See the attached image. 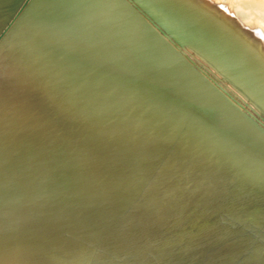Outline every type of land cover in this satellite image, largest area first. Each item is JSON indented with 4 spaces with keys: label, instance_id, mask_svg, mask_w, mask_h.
<instances>
[{
    "label": "bare ground",
    "instance_id": "bare-ground-1",
    "mask_svg": "<svg viewBox=\"0 0 264 264\" xmlns=\"http://www.w3.org/2000/svg\"><path fill=\"white\" fill-rule=\"evenodd\" d=\"M87 187L124 213L107 245L264 264V0H0V264H69L21 232L57 200L99 210Z\"/></svg>",
    "mask_w": 264,
    "mask_h": 264
},
{
    "label": "rangeland",
    "instance_id": "rangeland-1",
    "mask_svg": "<svg viewBox=\"0 0 264 264\" xmlns=\"http://www.w3.org/2000/svg\"><path fill=\"white\" fill-rule=\"evenodd\" d=\"M19 13H20V11L17 10V13H15V14L19 15ZM21 28H22V24H21L20 27H18V30H21ZM40 44H43V42H41ZM104 96L106 97V95H104ZM107 97H108V95H107ZM132 98L135 99V101H139V102L141 101L142 102V100L140 98H138V96H132ZM133 105L134 106H131V107H135V103H133ZM136 106H137V104H136ZM117 108L116 107H111L107 112L112 115V113H115L116 111H117L116 112L117 114L120 113V111H122V112H126L125 115H124L125 117H126V115H131L132 117L128 116L126 118L127 119H131V118L134 119L133 121H135V122L133 123V126H132L133 128H134V125L136 123L138 124V121H137L138 119L136 118V115L138 117H141L143 115L142 111L139 112L138 114H136V112L133 111V110H135V108L127 109L126 106H123L121 108L119 107L118 109ZM124 108H126V109L124 110ZM118 110H119V112H118ZM129 111L132 112L133 115L129 114ZM126 118H124L122 120H126ZM135 119H137V120H135ZM137 124H136L135 127L138 126ZM152 133L153 132L151 131L150 134H152ZM74 135H75L76 139H79L78 141H81V143L83 142L82 141L83 139L78 138L76 136V134H74ZM74 135L72 133V135L70 137L72 139H67L70 142H72V143H70L69 141L66 142L65 147L68 145L66 147V148H68L67 151L64 148H62L64 151H62V149L60 150L62 152V154H64V155L61 154V156H60V158H62V161L68 160L69 158H70L69 159L70 161L76 160L77 157H80L82 155V151L80 153V150L84 149L85 147L83 145H81V143H79L77 140L75 141ZM73 138H74V141H75L74 143L76 145L73 143ZM161 139L165 140V138H161ZM77 143H79L78 146L80 148L77 147ZM73 145H75L77 148L75 146H73ZM81 146H83V148ZM69 147H70V150L74 151V152H71L69 150ZM72 148H74L75 150L72 149ZM67 154H69V155L72 154V156L70 155V157H68L69 155H67ZM73 155H74V158H73ZM75 156H77V157L75 158ZM64 162L66 163L67 161H64ZM69 162H67L66 164H68ZM71 186L72 185H68L65 188L69 189ZM253 188H255V187H253ZM253 188H251V189H253ZM87 189H88L89 193L92 192L91 195L99 193L97 190L93 192V190H90L89 187H87ZM88 192L86 191L85 194H88ZM93 196H94L96 204H99L98 203L99 201L101 202V206H100L101 208L99 210L98 209L93 210L90 214L84 213V212L88 211L87 209L90 207V205L82 206L83 202L80 201V200H82L83 198H80L78 201H75L76 203L73 202L71 204L66 203V202L63 203L62 200H57L56 203H54V208H52L54 211L53 210L46 211V207L44 206L43 211L40 212L41 214H44V216L43 217L39 216V217L33 218L34 221H32V222L30 221L28 223V225H26V226H24L22 228V232H21V234H22L21 235L22 236V238H21L22 245L25 248L29 249L30 247L33 246L32 242H34L36 240V242H35L36 244H34V246H36V252H37V254L40 253L39 254L40 256L45 257V256L49 255L51 253V251H58L60 253L61 252L65 253V254L67 253L66 254L67 257L71 258L74 261H79V262H81V261L83 262L84 261L85 262V263L83 262L84 264H87L89 262V260H91V258H93V260L97 261L99 264H109V262H111V261L114 264H126V263L127 264H132V263H134V264H141V263H143V264H158V262H159V264H176L177 263V262L173 261L174 259L173 260L171 259V258H173L172 256L167 257V258H163V259L153 258L151 256V254L147 256V254H149V253H148L147 250H145V247L143 246L145 244V242L137 243L138 245L137 244H135V245L134 244H125L124 245V244H121L118 241H116V242H113L111 245H107V243H108V242L106 243L107 231L110 229V227L112 226L113 222H115L116 219H118L119 217L123 216L124 213L119 214V211L118 212H115V211L113 212L112 211L111 208H112V205H114V203H112L111 197L108 200H105V199L102 198L103 199V201H102V200H100L99 197L96 200L95 195H93ZM57 204H58V207H57ZM60 204H62V205H60ZM68 204H69V207H68ZM62 208H64V210H62ZM70 208H71V210H70ZM68 209H69V211H67ZM70 211H72V212L70 213ZM74 212L76 214H78V215H75ZM62 213H64V214H62ZM73 213H74V215H73ZM39 218H41V219L43 218V219L41 220ZM48 220H50V221H48ZM66 220H67V222H66ZM43 225H45V226H43ZM30 231L33 232V234H30L31 233ZM155 231H156V228L150 230V232L147 235H149V234L153 235V233H155ZM66 234H68V235H66ZM15 245L16 244L14 242H6L5 244L3 242L0 243V250H1V252H0V260L3 257H5V256L11 257L14 252L18 251V250L15 249ZM97 245H99V247ZM95 246H97L98 248L95 247ZM88 248H90V249H88ZM93 248H94V250H93ZM88 251H89V253H88ZM101 252H103V253H101ZM129 252L131 254H129ZM201 252H198L197 255H195L193 257V259H195V257H196V259H199L205 254L207 256V253H205L203 250ZM117 253H119V254H117ZM90 254L93 257L91 256V258H90ZM126 254H127V256H126ZM148 257H150V258H148ZM139 259H140V261H139ZM211 259H212L211 257H208L206 260L209 262V264H215L216 261H213ZM128 262H130V263H128ZM181 262L179 264H187L188 263V261H186V259H183ZM189 263H190V261H189ZM197 264H199V263H197Z\"/></svg>",
    "mask_w": 264,
    "mask_h": 264
},
{
    "label": "water",
    "instance_id": "water-1",
    "mask_svg": "<svg viewBox=\"0 0 264 264\" xmlns=\"http://www.w3.org/2000/svg\"><path fill=\"white\" fill-rule=\"evenodd\" d=\"M22 249H23V251H26L28 253H31L32 252L33 253V256H34V259H36V260L48 259L49 257H51V253L49 255L45 256V257H42L39 254H37V252H36V246H34V244L29 249H27L25 247H22ZM51 252L52 253H59V254H61V257H59V258L65 260L66 263H69V264H84L83 262L81 263L79 261L72 260L71 258L67 257V255L65 253H62V252L60 253L58 251H51ZM5 258H8V257L7 256L3 257L1 259V261H3ZM1 261H0V263H1ZM87 264H99V263L91 258V260Z\"/></svg>",
    "mask_w": 264,
    "mask_h": 264
}]
</instances>
